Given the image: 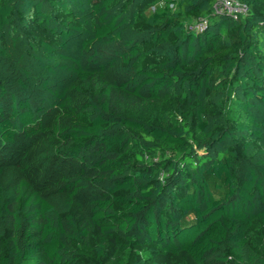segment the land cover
<instances>
[{"label": "trees", "instance_id": "16d2710c", "mask_svg": "<svg viewBox=\"0 0 264 264\" xmlns=\"http://www.w3.org/2000/svg\"><path fill=\"white\" fill-rule=\"evenodd\" d=\"M215 1L0 0V264H264V0Z\"/></svg>", "mask_w": 264, "mask_h": 264}, {"label": "built area", "instance_id": "2783aa9c", "mask_svg": "<svg viewBox=\"0 0 264 264\" xmlns=\"http://www.w3.org/2000/svg\"><path fill=\"white\" fill-rule=\"evenodd\" d=\"M247 6L237 0H216L214 4V12L224 13L233 19L244 17L247 14ZM206 22H200L195 25V29L201 31Z\"/></svg>", "mask_w": 264, "mask_h": 264}]
</instances>
